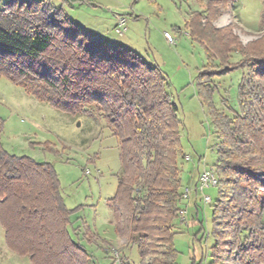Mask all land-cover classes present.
<instances>
[{
    "label": "trees",
    "instance_id": "trees-1",
    "mask_svg": "<svg viewBox=\"0 0 264 264\" xmlns=\"http://www.w3.org/2000/svg\"><path fill=\"white\" fill-rule=\"evenodd\" d=\"M67 1L2 5L0 76L57 111L97 119L111 131L119 161L116 191L106 202L114 234L135 249L138 264H174L176 221L191 212L196 235L213 242L208 264H264V33L240 43L234 31L246 32L231 14L236 0H196L200 10L184 25L204 48L206 63L197 72L195 94L216 136L211 168L218 197L209 204V232L198 220L201 172L185 183L191 192L182 200L178 160L187 162V155L179 154L181 120L168 79L131 50L89 37L67 18ZM224 12L230 24L215 28ZM234 71L239 73L236 109L227 106L223 112L213 104L220 94L215 79ZM75 212L66 208L51 164L9 154L0 142V226L9 251L30 264H94L96 252L111 264H129L127 256H113L111 243L84 219L73 222Z\"/></svg>",
    "mask_w": 264,
    "mask_h": 264
},
{
    "label": "rangeland",
    "instance_id": "rangeland-1",
    "mask_svg": "<svg viewBox=\"0 0 264 264\" xmlns=\"http://www.w3.org/2000/svg\"><path fill=\"white\" fill-rule=\"evenodd\" d=\"M7 0H0V8ZM263 0H236L231 8L235 22L246 34L234 31L242 45L264 33L261 27ZM200 10L196 0H68L64 7L67 18L89 37H99L107 45H121L149 63L159 67L168 79V91L178 107L181 120L180 155L178 160L183 186L189 187V177L216 163L214 144L216 136L206 106L195 94V78L206 63L204 48L175 29L183 30L190 13ZM126 19L122 35L115 32L113 21ZM131 15H133L131 17ZM136 17V18H135ZM230 14L224 12L215 22V28L230 24ZM167 32L176 41L170 45L163 37ZM185 32V31H184ZM247 32L252 35H247ZM126 41L128 43H126ZM220 94L213 97L214 106L235 108L239 73L215 79ZM221 95V96H219ZM221 100L225 102L221 103ZM236 109V108H235ZM0 142L5 151L25 156L37 163L53 166L60 183V193L67 209L76 210L72 221L82 218L105 240L111 243L113 256H127L129 264H138L135 249L113 232L111 212L107 200L116 191L115 174L119 170L118 143L111 131L97 119L82 115H69L39 102L32 95L5 77L0 76ZM52 148L49 151L44 146ZM181 158V156H180ZM188 167H193L190 171ZM202 172V171H201ZM190 175V176H189ZM203 194L218 197L216 187L205 185ZM203 202L197 204L199 222L211 231V208ZM193 218V214H192ZM184 220V221H181ZM176 221V234L172 244L176 251L174 264H208L211 237L201 240L191 212ZM264 220V213H263ZM79 223V222H78ZM94 264H111L100 252L94 253ZM0 264H30L27 257L9 251L0 226Z\"/></svg>",
    "mask_w": 264,
    "mask_h": 264
},
{
    "label": "built area",
    "instance_id": "built-area-1",
    "mask_svg": "<svg viewBox=\"0 0 264 264\" xmlns=\"http://www.w3.org/2000/svg\"><path fill=\"white\" fill-rule=\"evenodd\" d=\"M126 19L122 17H116V27H115V32L118 35H122L125 31L124 25H125ZM164 39L170 44L174 45L176 41L172 38L170 34L167 32L163 33ZM185 159L188 161L189 157L186 156ZM197 191L199 192L202 202L206 205L211 203V198L208 195L203 194V189L205 185H210L215 187L216 185V176L214 173L213 168H208V169H203L202 172L198 176L197 180ZM191 188L190 187H184L182 190V200L186 201L188 196L190 195ZM186 213L183 212L182 215H185Z\"/></svg>",
    "mask_w": 264,
    "mask_h": 264
},
{
    "label": "crops",
    "instance_id": "crops-1",
    "mask_svg": "<svg viewBox=\"0 0 264 264\" xmlns=\"http://www.w3.org/2000/svg\"><path fill=\"white\" fill-rule=\"evenodd\" d=\"M118 15H115V18H114V21H113V27L115 26V23H116V17H117ZM136 18V17H135ZM177 31H178V34H184V36H186V37H189V34H188V32H187V30L185 29V28H183V30H181L180 28H178L177 27ZM185 31V32H184ZM99 38V37H98ZM190 38V37H189ZM113 42H115V45L114 46H117V44L116 43H118L119 41H117V40H115V39H111ZM126 43H128L127 41H126ZM119 46H121V45H119ZM193 167H188V169L187 170H191ZM203 169H208V167L206 168V167H203V168H201V170H199V167H198V170H196L195 169V171H196V173H192V175L189 177V184H191L194 180H196V178H197V171H199V173L203 170ZM189 187H191V185H188ZM187 187V186H186Z\"/></svg>",
    "mask_w": 264,
    "mask_h": 264
}]
</instances>
